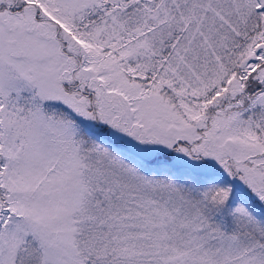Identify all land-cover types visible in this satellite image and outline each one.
<instances>
[{"label": "snow or ice", "instance_id": "obj_1", "mask_svg": "<svg viewBox=\"0 0 264 264\" xmlns=\"http://www.w3.org/2000/svg\"><path fill=\"white\" fill-rule=\"evenodd\" d=\"M0 264H264V0H0Z\"/></svg>", "mask_w": 264, "mask_h": 264}]
</instances>
